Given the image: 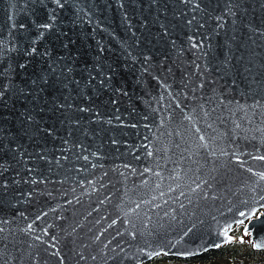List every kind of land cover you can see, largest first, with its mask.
Returning <instances> with one entry per match:
<instances>
[{"label":"water","instance_id":"water-1","mask_svg":"<svg viewBox=\"0 0 264 264\" xmlns=\"http://www.w3.org/2000/svg\"><path fill=\"white\" fill-rule=\"evenodd\" d=\"M61 3L0 0V264L264 244V0Z\"/></svg>","mask_w":264,"mask_h":264},{"label":"rangeland","instance_id":"rangeland-1","mask_svg":"<svg viewBox=\"0 0 264 264\" xmlns=\"http://www.w3.org/2000/svg\"><path fill=\"white\" fill-rule=\"evenodd\" d=\"M262 210L263 208H258L251 217L258 216ZM246 223L235 224L233 229L228 231L233 239L221 247L208 248L198 255L188 257L166 253L154 255L142 264H264V248L254 247L251 230L245 232ZM240 237H243V243Z\"/></svg>","mask_w":264,"mask_h":264},{"label":"snow or ice","instance_id":"snow-or-ice-1","mask_svg":"<svg viewBox=\"0 0 264 264\" xmlns=\"http://www.w3.org/2000/svg\"><path fill=\"white\" fill-rule=\"evenodd\" d=\"M55 2H56V4H57L58 6H60L61 8L64 6V5L61 3V0H55ZM183 2H184V3H188L189 0H183ZM198 6H199V5H197V7H198ZM187 23L190 25V24L192 23V20H189ZM41 27L44 28V29H50V28L52 27V24H50V23H49V24H43V25H41ZM165 31H166V29H165ZM42 34H43V33H42ZM42 34H41V35H42ZM35 51H36V49L33 48V49H32V52H35ZM100 83L103 84L104 81L101 80ZM0 95H3V93L0 92ZM184 118H185L186 120H188L189 122L192 121V117H191V116H185ZM27 119H28V120H31L32 118H31V117H27ZM206 129H207V130H211V129H212L211 124H207V125H206ZM194 131H195V133L197 134L199 141L203 142V141L205 140V137H204V135H201V134H200V132H201L200 128H199V127H194ZM209 138H211V137H209ZM201 147H206V145L202 143V144H201ZM221 154L223 155V154H226V153H221ZM149 155H151V153H149ZM252 158H253V159H256V160L264 161V155H258V156H254V157H252ZM85 159H86V157H85ZM235 159H236L237 162H240L241 167H243V162L241 161L240 157H239V156H235ZM246 170H247L248 172L252 173L254 176H258V177H259V180L264 181V172H253V170H252L251 168H248V169H246ZM156 175H159V173H157ZM204 183H207V182H206V181H200L199 183H196V184H195V188L192 189V192H196V190H197V189H200V188H201V185L204 184ZM157 187H159V185H157ZM257 187H259V184H257ZM168 191H169V193H171V192H174L175 189L169 187ZM251 191H252L253 193H255V192H256V188H252ZM159 195H160V197H163V196L165 195V193H164L163 191H161V192L159 193ZM185 195H186V194H185L184 191H180V192H179V196H185ZM260 198H261V199H264V195H262ZM155 199H156V197H153V200H155ZM178 199H179V197L173 199V203L175 204V203H176V200H178ZM148 203H151V201H148ZM168 203H169L168 200H164V201H163V205H168ZM189 203H191V201H189ZM163 205L157 203V204L154 205V207H155V208H161ZM184 207H185L184 203H183V202H180V203H179V208H180L181 210H183ZM136 208H137V209L140 208V204H137V205H136ZM133 211H135V209H133ZM175 213H176V208H175V207H170L169 209H166V210L163 212V216H164V217H169V215L171 214L172 219H176ZM241 215H243V213H242ZM114 223H115V222H114ZM29 227H31V225H29ZM195 227H196V225L193 224V225H192L191 227H189L186 231H184L183 234H182L181 237H180V240H177V241H174V242H171V241H170L169 244H170L171 248H175L176 245L179 244V243L184 239V237L188 236L189 233H191ZM245 232H247V229H245ZM130 235L133 236V237H135V236H136V233H135V232H132V233H130ZM224 237H225L226 241H231V240L233 239L231 236H228L227 231H225V233H224ZM37 239H39V237H37ZM240 241H241V243H243V237H240ZM213 246H214V247H219L220 245H219V244H214ZM53 247H54V245H53ZM254 247H255V248H261V247H264V244H262V243H257V244L254 245ZM162 254H163L162 252H153V253H148L147 255H149V257H151V256H153V255H155V256H160V255H162ZM175 254H176V255H179V256H183V257H188V256H193V255H195V253H193V252H191V251L177 252V253H175Z\"/></svg>","mask_w":264,"mask_h":264},{"label":"bare ground","instance_id":"bare-ground-1","mask_svg":"<svg viewBox=\"0 0 264 264\" xmlns=\"http://www.w3.org/2000/svg\"><path fill=\"white\" fill-rule=\"evenodd\" d=\"M247 220H248V219L246 218V219L239 220V221L235 222V223L232 225V227L229 228V230H232L235 224L242 223V222L244 223V222H247ZM228 236H231V234L228 233ZM231 237H232V236H231ZM228 242H230V241H226V240L221 241V242L219 243V245H220L219 247H221L222 245H224L225 243H228ZM162 253L165 254L164 252H162Z\"/></svg>","mask_w":264,"mask_h":264}]
</instances>
